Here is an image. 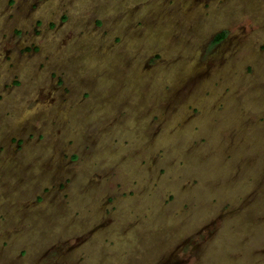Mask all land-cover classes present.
Returning a JSON list of instances; mask_svg holds the SVG:
<instances>
[{
    "label": "rangeland",
    "instance_id": "374dc122",
    "mask_svg": "<svg viewBox=\"0 0 264 264\" xmlns=\"http://www.w3.org/2000/svg\"><path fill=\"white\" fill-rule=\"evenodd\" d=\"M0 264H264V0H0Z\"/></svg>",
    "mask_w": 264,
    "mask_h": 264
},
{
    "label": "trees",
    "instance_id": "16d2710c",
    "mask_svg": "<svg viewBox=\"0 0 264 264\" xmlns=\"http://www.w3.org/2000/svg\"><path fill=\"white\" fill-rule=\"evenodd\" d=\"M225 36V33L224 32H221V33H218L215 37V40L216 41H220L223 39V37Z\"/></svg>",
    "mask_w": 264,
    "mask_h": 264
}]
</instances>
